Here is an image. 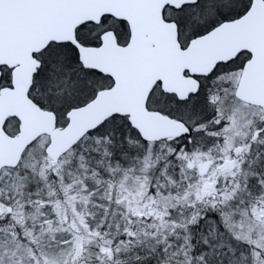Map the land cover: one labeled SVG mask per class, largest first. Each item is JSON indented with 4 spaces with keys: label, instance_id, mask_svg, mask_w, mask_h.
Wrapping results in <instances>:
<instances>
[{
    "label": "snow or ice",
    "instance_id": "1",
    "mask_svg": "<svg viewBox=\"0 0 264 264\" xmlns=\"http://www.w3.org/2000/svg\"><path fill=\"white\" fill-rule=\"evenodd\" d=\"M0 264H264V0H0Z\"/></svg>",
    "mask_w": 264,
    "mask_h": 264
}]
</instances>
